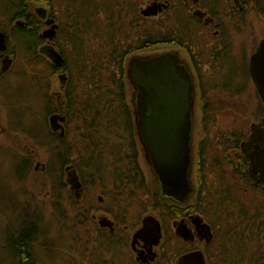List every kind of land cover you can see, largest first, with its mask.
Segmentation results:
<instances>
[{"label":"rangeland","instance_id":"rangeland-1","mask_svg":"<svg viewBox=\"0 0 264 264\" xmlns=\"http://www.w3.org/2000/svg\"><path fill=\"white\" fill-rule=\"evenodd\" d=\"M49 1L52 3L51 8H48L46 4L41 2L32 4L30 2L29 13L41 22L39 28L40 35L51 29V26L46 25L47 20L54 19L55 24L59 26L57 31L60 32V35L58 34V47L56 37L53 40L43 39L39 47H48L62 55L61 51L64 49V40L70 33L66 16L69 5H67V0ZM110 1L114 2L115 0ZM119 1L125 5L126 9L129 8V5L131 6V4L133 5L134 3L137 10L136 14L131 19L129 16L127 21L130 22L133 21V19L138 20L139 30L143 28L148 31L156 29L161 31L160 27L157 26L160 23L155 22H164V17H142L139 13L141 9H145L148 6L150 7L153 0ZM217 2L219 3L218 9H220L219 18L224 22L225 26H223L222 29L221 27H195L196 31L200 32L198 38L199 43H202V45L199 46V48L197 44L190 45L189 49H187L191 52H195V55H202L197 64L199 67L197 73L187 51L176 49L174 46H165L159 49L154 47L150 50L138 52L127 60L128 65L132 58L148 57L151 56L153 52H156V54H158V51L159 53H177L178 59L187 68L194 83V108L192 112V132L194 131V135L192 133V149L197 147V144L202 139L205 132L202 127V123H204L202 109L205 103H207L209 107L206 116H208L211 122L208 132L212 136L218 134L225 137L226 140L229 139L230 141L228 140L226 145H234L235 147V140L240 136L239 143L243 142L245 139L242 138H248L250 136L251 125H259L261 119L258 113L260 101L250 79H247L246 86H243V84L238 81L240 80L239 77L235 76L236 82L231 86L232 91L229 92H223L219 89L210 90L208 89V85L219 77L224 78L226 74V70L222 69L221 72L218 73L217 70L212 69L215 58L214 54L223 55V45H226V43L229 44L230 57H232L234 64L236 63L235 65H237V68L242 71L245 66L247 70V63L251 54L259 41L264 38V0H253L250 3L249 11L243 15L237 14L235 10H232V12H235V16L231 17L229 20L227 19V15L230 9L227 8V0H217ZM6 8L7 5L5 1L0 0V31L8 35L7 51L5 54H8L10 59L14 56L13 61L10 60L12 63L10 62L6 65L9 69L4 72H1L4 65H2V58L0 57V176L4 177L6 182L3 184L6 197L10 201H12L13 198L15 199L14 202L19 201V205L17 206L18 209L20 211L24 210L28 215H31L35 210L40 224L36 222L41 225L45 232L46 245L56 246L57 251L50 253L46 252V254L40 252L38 254L39 264H94L91 251L93 245H97L99 242L103 243L100 248L97 246V248H99L97 251L100 255L98 264H111L113 259L111 258V262H108L110 259L109 252L112 251L116 254L117 250H120L122 241L120 243H118V241L121 232L109 236L107 232L100 231L96 227L98 226L97 222L95 226V223L91 221L90 216L92 213L94 214V209L92 208L94 205H97V198L102 200L103 197H105L102 187L100 188L102 181L95 180L97 179L95 176L96 171H93L91 167L87 168L82 179L83 182L86 183L83 191L81 190L82 193L80 192L81 184L79 190H73L71 182L67 183V179H71V177H67V174H74L80 179L77 171L69 167L65 169L66 171H63L64 174L61 179L60 176L58 178L57 174L60 169L59 166L53 162L52 158H50V153L47 149L48 146H45L47 144V138L40 137L39 130L34 131L33 135L30 136L21 130L22 126L29 121L26 119L21 125V121L24 120V117H28L29 115L27 108L28 103L25 101L26 98L21 96V93L18 92L19 90L16 88V85L20 84L22 81H34L35 89L43 91L46 95L49 94L54 104L61 99L63 87L60 83V77L57 74L51 75L46 61V63L42 60L43 62L39 61L34 64L26 65L24 62V55H22L20 49L21 45L15 41L12 34L13 26L16 25L17 22L22 24L24 21L18 20L15 21V23H9L7 21L8 15H5ZM42 11L45 12L46 17L40 19V14L38 12L41 13ZM183 15L187 21H190L189 14L185 12ZM127 21L124 20V22ZM99 24L104 27L107 25V20L101 18ZM161 33L164 32L161 31ZM8 51L9 53H7ZM45 53H43V55H46ZM45 58L49 63H52L46 56ZM69 64L71 63L69 62ZM221 64L223 65V62L220 63V65ZM200 78L203 82L201 91L198 86L200 85L198 84ZM128 88V101L131 107L135 109L136 91L130 83H128ZM237 92L241 93L236 94ZM36 107L39 108V110H36L34 117H31V121L34 125L38 124L40 127L45 126L48 131L59 134L61 137H64L65 132L67 133V129L69 128V139L73 137L74 141H77L76 145L81 144L78 139V136L81 134L80 130L77 131V135H70L73 133L72 129L75 125H68L61 111L59 113L55 111L52 114L46 115L43 111L44 102ZM59 108H61V106ZM52 118H54V122L51 121ZM78 123H76V127L80 125L79 127L81 129V124ZM233 134L237 136L235 139L232 137ZM244 142H246V140ZM138 149L140 156L139 161L145 172L144 176L147 187L150 193L156 196L157 200L158 198L162 200L159 181L145 160L144 150L139 146ZM229 153L231 161L228 164L224 162L222 167L226 170L228 179L233 184L237 185L238 191L235 197L240 203H246L244 208L242 206L244 211L239 213L235 211L233 217L228 220L225 218L224 213L226 212L224 211H219L218 214L210 212V208L208 205H205V201L199 202L201 206L200 211H205L204 214L212 220L214 225L215 239L213 242V250H219L222 254V262L216 264H226L223 263L224 254L235 248L234 246H236L237 243H241L242 247H239V249L241 250V254L245 257V260L241 264H262L261 246L258 237L261 233H264V193L253 189L248 183L242 184L237 181V179L232 178L234 177L235 158L238 157H233V152ZM22 157H26L29 161L27 171H21L22 167L17 163V160ZM191 170L194 188H197L199 181L196 168L193 167ZM18 171L19 173H17ZM100 174L105 180L106 178L103 171H101ZM86 180L90 181L92 185ZM218 182L219 181L213 182L212 186L218 185ZM108 183L109 180H107V184ZM61 184H63L64 187L60 186ZM78 191L81 197L79 204L75 203L71 205L72 199L68 201L64 199L65 197L67 198L68 195H70V197L73 196L74 193ZM110 196L112 195L110 194ZM135 196H142L139 198H143V200L137 197L139 201H135L132 204L130 211L128 214L126 213V220H128V222L134 220L136 222L142 217L147 215L153 216L152 214L156 213L157 210H154L149 195L138 193L135 194ZM193 196H195V193L192 194V197ZM122 199L124 198L122 197ZM165 200L166 199L162 201L158 200V202L160 204H168L169 202L167 200V202H164ZM85 201L86 205H84L83 208L82 206L80 207ZM25 203H28L27 206ZM104 203L106 204L107 201L105 200ZM106 206L108 205L104 207ZM107 208L110 207L108 206ZM4 209L6 214L4 212V216H0V248H2L1 245L3 243L2 233L7 225L13 221L8 219L13 218V215L7 212L6 207H4ZM95 213L97 214V212ZM123 214L124 212L121 211L119 215L125 216ZM216 214L223 218L225 230L223 228L221 232L217 229L218 220H215ZM114 216L115 215H109L111 218H114ZM165 216L166 215H164V221L166 222V226H168L167 221L169 219ZM101 217L103 220L105 219L103 217L106 216L102 215ZM174 243L175 245H172L173 249L181 248L180 243ZM104 247H108V249H104ZM46 249H48V246H45L43 250ZM1 260L2 253L0 250V263L2 262ZM6 263L7 262H4V264ZM114 264H117L116 260Z\"/></svg>","mask_w":264,"mask_h":264},{"label":"trees","instance_id":"trees-1","mask_svg":"<svg viewBox=\"0 0 264 264\" xmlns=\"http://www.w3.org/2000/svg\"><path fill=\"white\" fill-rule=\"evenodd\" d=\"M3 1L7 5L5 15H8L7 21L9 23H15L18 20L24 21L21 25L16 23L13 26L12 34L15 41L21 45L20 49L22 55H24L26 65L46 61L47 63H45L51 75L57 74L60 77V83L63 87L62 97L55 104L49 94L46 95L43 91L35 89L34 81H32L33 83L28 80L22 81L16 85L18 92L26 98L25 101L28 103L29 118L24 117L21 125L26 119L29 121L22 126L21 130L29 136L33 135L34 131L39 130V136L47 138L45 146H48L50 158L59 166L61 171H58V178L60 176L61 179L64 174L63 171H66L65 169L74 168L80 176L81 192L86 186V183L82 180L83 176L87 168L91 167L93 171H96L95 176L97 179L95 180L102 181L100 188L102 187L105 198L112 204L111 213H121L123 211V215L127 217L126 213L128 214L132 204L139 201L138 199L143 200V198H139L142 196H135L138 193L149 195L154 210L170 213L172 211L171 203L160 204L156 196L150 193L145 181V172L139 161L134 109L131 107L127 96L129 89L126 79L127 60L134 53L150 50L166 44V42L174 43L185 49H189L190 45L197 44L199 48L202 43H199L200 32L195 29V19L189 16L190 21H187L183 15L185 12L178 9V13L175 12L173 18L167 16L164 22L160 21V24L157 25L164 33H161L158 29L148 31L142 28L139 30L138 20L127 21L129 16L131 19L136 14L137 10L134 3L126 9L125 5L120 3L119 0L114 2L110 0H67L69 8L66 16L70 33L63 43L64 52L61 51L63 63L61 67H56L45 58V56L49 57L50 48L39 47L43 41L39 34L41 22L29 13L30 2L31 4L41 2L46 4L48 8L52 7V3L49 0ZM38 13L40 19L46 17L44 11ZM101 18L107 20V25L104 27L99 24ZM124 20L127 22H124ZM0 33L2 32L0 31ZM58 34L60 35L59 31L55 36L57 47L59 43ZM223 50V55H214L212 69L217 70L218 73L222 69L226 70V74L224 78L219 77L211 84H207L208 89H219L223 92L232 91L231 86L236 82L235 76L239 77V83L246 86V81L249 79L248 70L244 66L245 69L243 68L241 71L235 65L236 63L234 64L232 57H230L229 44L223 45ZM43 53L46 55H43ZM189 56L197 73L199 69L197 64L202 55ZM222 62L223 65H220ZM198 84H200L198 86L201 91L203 86L201 78ZM238 93L241 92L236 94ZM43 102V111L46 115L61 111L66 123L75 125L72 129L73 133L70 135L74 136L80 130L81 134L78 139L81 144L76 145L77 141H74L73 137L69 139V128L64 137H61L59 134L48 131L45 126L43 128L32 123L31 117H34L36 110H39L36 106ZM60 106L61 108H59ZM208 111L209 107L205 103L202 109L204 121L202 127L205 132L198 149L201 163L198 165L197 195L200 199L197 200V208L200 210L199 202L205 201V205L209 206L210 212L218 214L219 211H224L226 212L224 213L225 218L230 220L235 211L236 213L242 212L246 206V203H240L235 197L238 187L228 179L226 170L222 167L224 162L230 163L229 150L237 148L238 139L235 140L234 147V145H226L228 140L223 138L222 152L217 147L218 139H221L220 135L215 134V142L217 143L214 145L211 142L209 143V136L206 135L211 124L208 116H206ZM258 113L260 116H264V106L262 104L259 105ZM76 123L81 124V129L80 125L76 127ZM209 157L211 159L208 163L207 158ZM17 163L22 167L21 171L28 170L29 161L26 157L18 159ZM211 169L216 170L215 174L219 175V178L215 180V182L219 181L218 185L212 186V183L207 184L206 182L207 170ZM101 171H103L105 180L100 174ZM232 178L234 179V177ZM107 180H109L108 184ZM88 182L92 185L90 181ZM5 183L4 177L0 176V216H4V207H6L7 212H10L13 218H5L13 221L7 225L2 233L3 243L2 248H0L2 262L0 264H4V262H7L6 264H39L38 254L40 252L46 254V252L57 251L56 246L46 245L45 232L39 225L35 210L31 215H28L24 210L20 211L18 209L19 201L14 202V198L12 201L8 200L3 186ZM60 186H63V184ZM74 195L71 197L68 195L64 199L67 201L72 199L70 204L74 205ZM25 204L27 206L28 203ZM83 205H86V201ZM217 214L215 215L216 221L220 217ZM114 215V218L117 219V215ZM120 220L122 219L120 218ZM258 240H260L262 262H264V233L259 235ZM236 245L242 247L241 243ZM45 246H48V249L43 250ZM97 246L100 248L102 245L99 242ZM95 249L97 247L92 248V250ZM237 250L239 251V248ZM227 254L228 256L225 259L233 262L234 252H227ZM241 257L243 261L244 255L241 254Z\"/></svg>","mask_w":264,"mask_h":264},{"label":"flooded vegetation","instance_id":"flooded-vegetation-1","mask_svg":"<svg viewBox=\"0 0 264 264\" xmlns=\"http://www.w3.org/2000/svg\"><path fill=\"white\" fill-rule=\"evenodd\" d=\"M252 1L253 0H227V8L230 9L229 14L227 15V19L229 20L231 17L235 16V12H232V10H235L237 14H245L247 11H249L250 3ZM151 3L152 4L150 7L148 6L145 9L140 10L139 13L142 17L156 16V18L164 17L163 19H166V17L168 16L169 18H173L174 13H178V9H181L182 12L184 11L189 14L191 18L200 19L205 28L221 27L222 29L223 26H225L224 22H222V20H220L219 18L220 9H218L219 3L217 2V0H153ZM48 21L49 19L47 20V22ZM157 23H159V21ZM0 34L4 36L5 50H0L2 65H4L2 67L1 72H4L9 69V67L7 68L6 65L9 64L10 60L13 61V58L11 57L10 59V56L8 54H5L7 51L8 35H6L5 33ZM262 42H264V38L259 41L258 45L256 46L255 50L249 58V61L247 63L248 73L250 59L253 55L256 54L257 48ZM165 46H174L176 47V49L187 51L188 55H195V52H191L183 47L177 46L174 43L170 44L166 42V44L160 45L157 48L159 49ZM53 51V49H50V52ZM169 53L177 55V53L175 52ZM155 54L156 52L152 53V55ZM161 54L167 53H159L158 51V54L156 55ZM132 55H136V53ZM214 55L218 54L215 53ZM257 62L258 70L256 71L254 78H252L249 73V79L255 88L260 104L264 106V50L261 51L260 57L257 59ZM260 118L261 119L259 121V125H251L250 136L248 138H242L245 139L246 142H244V140L243 142L239 143L241 137L240 136L238 138L237 148H232L231 150H229V152H233V157H238L235 158L236 163L234 167V178L242 184L248 183L250 186L253 187V189L264 193V116H260ZM192 133L194 135V131ZM192 133L190 141L192 162L190 167V173L188 175V182L192 191L183 203L177 202L176 200H173L169 197H165L161 193L162 200L166 199L169 203H171L172 211L170 213H162L157 210L156 213L152 214L153 216L147 215L145 217L140 218L136 222L135 220L128 222V220H126V216H120V213H111L112 204L108 202V199L103 197V199L107 201V203L105 204V200H100V198H97L98 203L92 208L94 209V214L92 213V215L90 216L91 221L95 223V226L98 224V226L96 227L100 231L102 230L107 232L109 236L121 232V236L118 241V243L122 241L120 250H117L116 254H114L112 251L109 252V263L111 262L112 258L113 261L111 262V264H114L115 260L117 264H179V260L183 256H186L191 253H200L205 264H216L218 262H222L221 252L219 250H213V242L215 238L213 229L214 225L212 223V220H210L208 216L204 214V212H201L197 208V200L200 199L197 195L198 184L197 188H194L191 169L195 167L198 176V165L201 163V160L198 156V149L201 140L197 144V147H194V149H192ZM206 135L209 136V143L211 142L213 145L217 143L215 142V134L212 136L208 132ZM136 136L137 145L139 147H142L139 135L137 133ZM233 136L237 137L236 134H233ZM223 138L225 137L221 136V139H218L217 143V147L220 148V150H218L221 152L223 151ZM207 159L209 163L211 158L209 157ZM208 163H206V165H208ZM207 171V184L213 183L219 178V175L215 174L216 170L211 169ZM67 177H70V173L67 174ZM67 181L71 182V179L68 178ZM194 193L195 196L192 197V194ZM80 199L81 197L79 195V191L75 192V195L73 197L74 203L79 204ZM158 200L162 201L160 200V198H158ZM166 200L164 202H167ZM105 205H108L110 208H107L108 206L104 207ZM81 206L82 208L84 207V205H80V207ZM95 212H97V214ZM114 214H118L116 216L117 219L109 217V215L113 216ZM102 215L106 216L103 217L105 218L103 220L101 217ZM164 215H166L165 217L169 219L167 221L168 226H166V222L164 221ZM119 216L122 220L118 218ZM158 228L160 230L159 240L156 239V232ZM223 228V218L218 217L217 229H219L221 232ZM174 242L180 243L181 248L173 249L172 245H175ZM96 247L97 245L94 244L93 248ZM235 247L237 248H233L231 251H229V253L234 252L233 262H231L230 260H226L225 258L226 256H228V254H224L223 252V263L241 264L245 260V257H243L242 261L240 249L239 251L237 250L239 246L236 245ZM98 249L99 248L91 251V257L93 258L94 264H98V260H100V255L97 251ZM104 249H108V247H104Z\"/></svg>","mask_w":264,"mask_h":264},{"label":"water","instance_id":"water-1","mask_svg":"<svg viewBox=\"0 0 264 264\" xmlns=\"http://www.w3.org/2000/svg\"><path fill=\"white\" fill-rule=\"evenodd\" d=\"M17 24L21 25L20 22ZM46 25L51 26V29L41 37L53 40L57 25L52 19ZM0 50H5L2 34ZM263 50L264 42L250 59L252 78L258 70L257 59ZM49 58L56 67H61L63 58L58 52H49ZM126 76L136 91L135 126L146 162L159 181L162 195L183 203L192 191L188 182L194 108V83L191 74L177 55L167 53L132 58L127 65ZM53 120L54 118L51 119ZM54 127L56 128L55 125ZM70 177L72 189L79 190L78 178L74 174ZM159 238L158 228L156 239ZM179 264L205 263L200 253H191L183 256Z\"/></svg>","mask_w":264,"mask_h":264},{"label":"bare ground","instance_id":"bare-ground-1","mask_svg":"<svg viewBox=\"0 0 264 264\" xmlns=\"http://www.w3.org/2000/svg\"><path fill=\"white\" fill-rule=\"evenodd\" d=\"M195 26L196 27H202L203 26V23H202V21H200V19H195ZM48 59H49V57H48ZM249 73H250V70H249ZM126 79H127V81H128V83H130L129 82V80H128V78H127V76H126ZM133 87V86H132ZM134 88V87H133ZM135 90V89H134ZM139 158H140V156H139ZM146 160V159H145ZM192 162V161H191ZM150 167V166H149ZM190 167H191V163H190ZM190 167H189V172H188V175H189V173H190ZM151 168V167H150Z\"/></svg>","mask_w":264,"mask_h":264}]
</instances>
